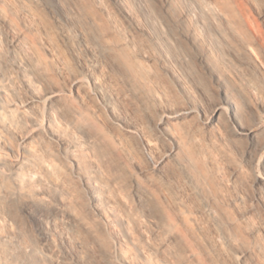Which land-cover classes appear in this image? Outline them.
<instances>
[{
    "label": "bare ground",
    "instance_id": "6f19581e",
    "mask_svg": "<svg viewBox=\"0 0 264 264\" xmlns=\"http://www.w3.org/2000/svg\"><path fill=\"white\" fill-rule=\"evenodd\" d=\"M53 2L0 0V264H264V0Z\"/></svg>",
    "mask_w": 264,
    "mask_h": 264
},
{
    "label": "rangeland",
    "instance_id": "374dc122",
    "mask_svg": "<svg viewBox=\"0 0 264 264\" xmlns=\"http://www.w3.org/2000/svg\"><path fill=\"white\" fill-rule=\"evenodd\" d=\"M44 1H46V3H48L49 5L51 4H54V2H53V0H44ZM261 5V11L262 12H264V3H260ZM263 16V18H264V15H262ZM263 25H264V21H263ZM261 124H263V122L262 123H258V124H256L255 125V128H259L260 126H261ZM260 156L263 158L264 157V149L260 152ZM255 170L256 171H261V164H259V165H256L255 166Z\"/></svg>",
    "mask_w": 264,
    "mask_h": 264
}]
</instances>
